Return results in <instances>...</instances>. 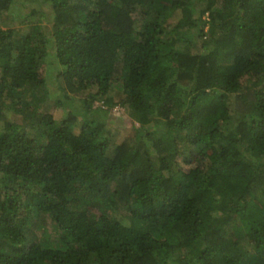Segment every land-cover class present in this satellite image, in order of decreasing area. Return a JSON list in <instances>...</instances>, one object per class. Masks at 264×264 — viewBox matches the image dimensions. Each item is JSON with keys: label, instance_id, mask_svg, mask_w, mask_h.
Listing matches in <instances>:
<instances>
[{"label": "trees", "instance_id": "1", "mask_svg": "<svg viewBox=\"0 0 264 264\" xmlns=\"http://www.w3.org/2000/svg\"><path fill=\"white\" fill-rule=\"evenodd\" d=\"M37 1L0 26V264H264V0Z\"/></svg>", "mask_w": 264, "mask_h": 264}, {"label": "rangeland", "instance_id": "2", "mask_svg": "<svg viewBox=\"0 0 264 264\" xmlns=\"http://www.w3.org/2000/svg\"><path fill=\"white\" fill-rule=\"evenodd\" d=\"M37 0H19L16 5L14 4V6L12 7V9L7 12V14H3L0 16V26L2 28H18L21 31H25L26 27H27V22H29V20L31 21L32 19H34L35 21H40V19L44 18V17H48L49 19H51V11H50V6L48 4H43V5H38L37 4ZM126 9L128 10L129 13H131V15L133 16V18L135 19V22L137 24V27L140 28L144 25V21H142L141 17H140V12H139V8L137 6L134 5H127ZM31 13H36L33 15V18H28V14ZM29 19V20H28ZM174 20V19H173ZM50 23L49 21H43V30L46 34L50 35ZM56 83L51 81L47 84L46 88L48 90H50L52 93L55 94V97L58 96L59 92H61V90H56ZM59 91V92H58ZM58 93V94H57ZM114 90L111 91V95H115L114 94ZM65 95V94H64ZM69 95V94H68ZM55 97H49L48 101L49 102V107L50 109L53 111V114L55 116L56 119H62L66 116V110L68 108H71L70 110H72L73 112L76 111H80L83 108V105L81 103V96L80 97H71V95H69V97L67 96V98L60 96V100H61V104L59 105L56 102ZM115 99H118L117 97H115ZM54 102L51 103L50 102ZM54 104V105H53ZM74 107V108H73ZM100 107L101 109H105V107L101 104L100 101H94L92 104V108H97ZM104 114L101 116H98L97 118L104 120L106 123L107 128L111 131L112 133V138L113 141H115L116 143H119L122 141V139L129 133V131L131 130V118L129 115V110H126L124 108H121L120 106H114L111 110H104ZM7 114V118L10 117V112H6ZM95 116L96 113H92ZM107 114V116H106ZM81 118L80 122H78L76 125H74L73 131L77 132L79 129V124L82 122V120L84 119L82 116H79V119ZM2 125L3 122L0 121V131L2 129ZM135 125L140 128V126L138 125V123H135ZM163 128L162 125H158V124H153L151 127V132L152 131H157V133H159V131H161ZM143 129V128H141ZM141 132H143V130H141ZM145 130V128H144ZM189 166H184V168H188ZM1 175V174H0ZM46 226L48 228V230L50 232L53 231V224L52 221H50V219L48 217H46ZM53 236V235H52Z\"/></svg>", "mask_w": 264, "mask_h": 264}]
</instances>
